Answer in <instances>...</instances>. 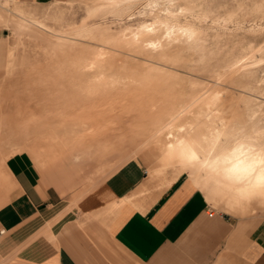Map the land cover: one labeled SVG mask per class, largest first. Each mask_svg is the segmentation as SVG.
I'll list each match as a JSON object with an SVG mask.
<instances>
[{"label":"rangeland","instance_id":"1","mask_svg":"<svg viewBox=\"0 0 264 264\" xmlns=\"http://www.w3.org/2000/svg\"><path fill=\"white\" fill-rule=\"evenodd\" d=\"M5 3L0 2V9ZM13 6L39 20L23 22L22 30L0 23V81L12 72L17 87L35 82L38 92L49 95L44 116L55 113L47 106H63L66 111L83 102L112 100L132 109L137 130L160 132L161 148L167 144L166 127L152 128L151 121L140 118L145 112L164 115L165 121L175 117L177 127L193 128L200 139L221 130L222 137L231 140L228 149L241 142L255 144L264 130V0H53L41 5L15 1L8 8ZM213 81L218 84L211 88ZM51 145L37 140L39 154H46L58 169L73 162L83 168L85 163L77 162L70 150L58 147L51 154ZM139 146L111 150L71 180H56L34 161L64 190L83 187V196L130 160L147 167L136 158L143 153L135 155ZM150 146L153 150L146 151L159 152L153 144L146 147ZM2 158L0 150V193L5 194L10 178ZM154 180L167 186L165 179ZM207 184L212 188V182ZM224 194L214 198L205 193L213 213L238 220L264 217V201L239 203L235 190ZM4 198L0 195V205Z\"/></svg>","mask_w":264,"mask_h":264},{"label":"crops","instance_id":"2","mask_svg":"<svg viewBox=\"0 0 264 264\" xmlns=\"http://www.w3.org/2000/svg\"><path fill=\"white\" fill-rule=\"evenodd\" d=\"M15 1L41 5L53 0H6L0 9V23L17 30L19 23L33 24L39 18L21 14L16 6L8 8ZM8 52H12L10 45ZM38 97L41 95L23 97L27 101L25 106L11 114L16 116L17 124L4 127H88L71 113L72 109L51 107L55 113L44 116L45 107L40 109L39 99L46 98ZM7 112L9 106L4 107V116ZM30 117L33 121L25 124ZM128 117L123 127L134 126L132 115ZM17 145L11 147L12 151L4 145L2 158L10 188L5 194L0 193L5 196L0 205V264H261L264 261V217L238 220L226 213H213L200 184L196 185L199 188H192L184 185L183 180L176 182L184 173L193 178L191 172L170 170L169 162L158 151H146L151 146L135 154L142 153L136 158L142 159L147 167L130 160L98 186L88 189L90 192L79 196L83 187L64 190L48 179L35 161L56 180H71L83 173L85 165L98 161L91 159L80 170L76 162L65 163L64 171L29 143ZM51 146L53 155L58 147L70 150L61 142H53ZM171 163L178 165L175 161ZM154 177L165 179L163 183L167 186L156 184Z\"/></svg>","mask_w":264,"mask_h":264},{"label":"bare ground","instance_id":"3","mask_svg":"<svg viewBox=\"0 0 264 264\" xmlns=\"http://www.w3.org/2000/svg\"><path fill=\"white\" fill-rule=\"evenodd\" d=\"M204 16L210 17L206 13ZM18 28L20 30L25 28V23H19ZM10 74L0 81V150L4 151V145L11 148L19 143H29L36 151L37 140L43 139L50 144L53 142L66 144L77 162L86 163L91 159L104 160L112 151L116 149L120 152L124 151L132 143H139L140 149L153 144L169 162L170 170H188L193 175V178H190L184 173L175 179L176 182L183 180L184 185L191 184L189 187L192 188L200 184L201 189L214 198L218 195L223 196L226 191L235 190L238 193L236 199L239 203L255 199L264 201V130L257 135L255 144L248 145L241 142L234 148L228 149L227 142L230 139L222 137L221 130L214 131L205 139L202 135L200 139L193 128L177 127L175 117L171 115L169 116L172 119L165 121L167 118L164 115L153 116L154 114L149 111H143L145 113L140 118L151 121L152 128L166 127L167 133L164 139L167 144L161 148L159 142L164 140L160 132L145 128L137 130V127H123L125 119L133 114L132 109L112 100L105 103L84 104L83 102L67 108L72 109L71 113H74L83 124L87 123L88 127H4V124L8 126L17 124L16 116L11 114L25 106L27 101L22 100L23 97L34 94L46 98L39 105L41 109L45 107L43 104L47 102L49 96L38 92L35 82L31 87L15 86ZM217 81H213L211 88L218 84ZM6 106H9L10 112L4 116ZM51 107L47 106V108ZM59 110H64L63 106ZM31 121L33 118L30 117L28 121L25 120V124ZM256 132L258 131L255 130L254 133L257 134ZM49 152H53L51 147ZM173 161L178 165L172 164ZM207 182L213 183L212 188L207 187Z\"/></svg>","mask_w":264,"mask_h":264},{"label":"snow or ice","instance_id":"4","mask_svg":"<svg viewBox=\"0 0 264 264\" xmlns=\"http://www.w3.org/2000/svg\"><path fill=\"white\" fill-rule=\"evenodd\" d=\"M261 264H264V261H261Z\"/></svg>","mask_w":264,"mask_h":264},{"label":"built area","instance_id":"5","mask_svg":"<svg viewBox=\"0 0 264 264\" xmlns=\"http://www.w3.org/2000/svg\"><path fill=\"white\" fill-rule=\"evenodd\" d=\"M2 0H0V2H1Z\"/></svg>","mask_w":264,"mask_h":264}]
</instances>
